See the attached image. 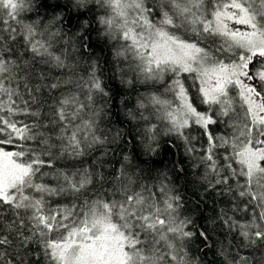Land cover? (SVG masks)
I'll list each match as a JSON object with an SVG mask.
<instances>
[{
	"label": "snow or ice",
	"instance_id": "snow-or-ice-1",
	"mask_svg": "<svg viewBox=\"0 0 264 264\" xmlns=\"http://www.w3.org/2000/svg\"><path fill=\"white\" fill-rule=\"evenodd\" d=\"M211 193L221 264H264V0H0V264H193Z\"/></svg>",
	"mask_w": 264,
	"mask_h": 264
},
{
	"label": "trees",
	"instance_id": "trees-1",
	"mask_svg": "<svg viewBox=\"0 0 264 264\" xmlns=\"http://www.w3.org/2000/svg\"><path fill=\"white\" fill-rule=\"evenodd\" d=\"M148 2L154 4L155 0H148ZM27 15L34 17L35 13H29ZM215 46H219V41H217V45ZM108 47L111 48V44H109ZM109 55H111V53H109ZM136 88L139 94H147L149 92H154L157 89L163 91L161 85L152 86L151 84H149L145 86L138 84ZM128 95L129 97H131V99H129V104L131 105L134 103L135 94L129 91ZM204 107L206 106L202 105L201 109H203ZM121 119H123V115L121 116ZM108 120L109 117L105 116L103 118V122L101 123L100 127L105 128L108 124ZM213 129L216 131L217 135H221L225 131L223 125H221L219 129H216V126H213ZM166 139H168V137H162V141ZM125 152H128L129 155L131 154L128 148H125ZM220 152L222 153L223 150L221 149ZM122 154L123 153L121 152H116L115 154H113L112 151L110 150L109 155L103 157L105 163L103 165L102 171L106 177L104 189L110 190V185L113 182L114 174L117 171V169L120 167L119 161ZM95 155L99 156V153H95ZM138 155H139V160L138 161L134 160L133 166L130 167L128 171L130 174H133V176H135L136 173H139V175L142 178H144L142 179L143 183H146L148 185L153 184L154 180L152 179V177H155L157 175V172L160 171L168 170L169 173L171 174L170 162L175 159V156L172 152H164L163 154L138 153ZM84 159H85V163H91V157H85ZM147 160H151L155 162V164H159L160 161L163 160V165H161L160 168L153 170L152 164H143L139 162V161H147ZM79 166L80 165L77 164V167ZM197 171H201V170H197ZM195 178L196 177L191 174V170L189 169V174L187 176V179L189 181H192ZM184 184H185L184 178H181L177 181V188L179 189L181 195L184 194ZM188 188L190 195L193 185L189 183ZM188 207H191V205H188ZM224 207H226V205L221 202V198L217 196L215 193H211L204 196V198L201 201V207L199 210L190 213L193 219V224L190 226L192 230L195 231L202 227H208L210 229V235L212 237V240L217 242L214 246L210 245L212 249L211 251H207V250L202 251L203 245L200 244L199 242L192 243L189 250V258L192 259L193 264H221L222 257L217 254L221 244L226 246L227 250L232 253L239 251L241 252V254H247V252L249 251L244 248H237L236 246L239 245L241 238L237 237L236 239H233V236L227 233V230L222 226V224L219 221L213 224V220L219 213V210ZM201 214L207 217V219H201ZM229 215H232V213L229 212ZM236 215L240 218L241 223L246 222L243 213H236ZM247 219L250 220L251 217L249 216Z\"/></svg>",
	"mask_w": 264,
	"mask_h": 264
},
{
	"label": "rangeland",
	"instance_id": "rangeland-1",
	"mask_svg": "<svg viewBox=\"0 0 264 264\" xmlns=\"http://www.w3.org/2000/svg\"><path fill=\"white\" fill-rule=\"evenodd\" d=\"M237 27H241V26H237Z\"/></svg>",
	"mask_w": 264,
	"mask_h": 264
}]
</instances>
